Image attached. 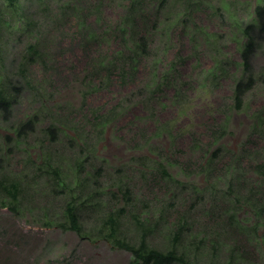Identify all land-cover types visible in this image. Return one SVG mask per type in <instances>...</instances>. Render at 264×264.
Listing matches in <instances>:
<instances>
[{
	"label": "rangeland",
	"instance_id": "374dc122",
	"mask_svg": "<svg viewBox=\"0 0 264 264\" xmlns=\"http://www.w3.org/2000/svg\"><path fill=\"white\" fill-rule=\"evenodd\" d=\"M258 4L0 0V91L15 100L8 119L0 113V183L18 189L15 201L0 189V264H128L131 253L101 237L109 215L131 244L145 233L151 248L175 244L197 264H264V220L247 203L251 194L264 205L254 172L264 162V45L241 110L232 102ZM132 7L151 58L122 84L93 65L122 50L117 31ZM153 74L170 81L151 96ZM29 119L34 131L18 135ZM68 203L81 234L61 227Z\"/></svg>",
	"mask_w": 264,
	"mask_h": 264
},
{
	"label": "trees",
	"instance_id": "16d2710c",
	"mask_svg": "<svg viewBox=\"0 0 264 264\" xmlns=\"http://www.w3.org/2000/svg\"><path fill=\"white\" fill-rule=\"evenodd\" d=\"M9 2L10 4H13L14 0H9ZM166 2L167 0H159L160 7L166 4ZM137 11L138 9L132 7L131 12L127 13L126 18H123V22H129L127 28L121 25L118 27L117 32H119L120 34L119 37L120 39L124 40V45L122 47V50H119L114 56H111L110 59H100L98 62L95 63V65H93L94 68L96 66L95 71L96 69L97 71L102 69L104 72H106L105 74L106 76L104 77L105 79H109L112 73H117L119 76V80L122 84H125L127 81L132 82L135 80V74L137 72L138 67L142 63V60L151 58L150 46H149L150 39L145 35L139 34L138 25H136V21L135 20L131 21L129 19L130 15ZM14 12L17 13L16 10H14ZM254 12H255V18L253 22L248 23L243 28L242 31L245 40L242 43V47L239 50L240 51L239 66L241 68V76L234 82L232 89L233 90L232 102H233V108L235 110H241L245 95L254 87L255 78L252 70L253 59L264 45V4L262 5L258 4ZM23 14L24 13L21 11V15ZM140 17L142 16L140 15ZM98 22H99V18L96 20V23ZM145 25L146 23L142 22V26ZM87 29L88 31L86 32V36L88 38V41L90 42V40L96 37L93 33L92 27H87ZM126 32L128 33V35H126ZM154 62L156 65V60H154ZM221 71H222L221 72L222 75H225L226 73L225 69ZM164 76L165 77L162 78L153 74L151 83L147 85V87L149 88V90L146 91L147 95L151 93L152 96L154 90L160 91L162 86H168L170 80L167 78V74H165ZM103 83H105V80H102L98 86H94V89L95 90L103 89L104 88ZM19 84L20 82L17 81V84H15V86H12V88L16 87V85ZM17 88L15 89L18 90ZM14 104H15V100L14 101L12 100V102L9 101L8 98L5 97L3 93L0 91V113L4 114L3 119L6 120L8 119V116H11L10 111ZM110 115L111 116L114 115V112L111 111L110 114H106V115L102 114V116L99 117V121L102 127H104L107 124V122L110 120L111 118ZM34 128H35V121L29 119L19 126V128L17 129V133L20 136H25L28 133L33 132ZM49 131L54 134L56 128L55 127L49 128ZM169 131L170 130L168 127V132ZM219 135H220L219 137H221L223 135V132L219 131ZM208 169H209V164L207 163L206 168L202 170V173H206ZM160 170L163 176L167 178L171 177V175L162 165H160ZM254 172L260 176L264 175V162L260 164L257 163ZM0 189L4 190L8 195H10L13 201L16 200V192L18 191V189L15 183L8 186H4L3 188L1 187V183H0ZM251 196H252L251 194L248 196L247 203H249L251 207L255 209L258 217L264 220L263 203L254 202ZM0 205L2 207H6V204L4 202L0 203ZM10 208L14 210L15 206L14 207L10 206ZM64 213L68 225H66V223L62 225L61 226L62 229L72 230L75 231L77 234H81V228L78 223V216L76 213L75 206L72 203H68ZM106 225H107V231L104 234H102L101 237H103L104 240L111 243L115 248L130 252L132 257L128 264H197L191 261L185 255V253L179 252L175 244H173L171 248H169L166 251L151 248L146 242L145 233L141 234L138 244H131L127 242L119 234L118 231L119 223H118V218L116 216L109 215L106 219ZM176 240H174V242ZM205 264H217V263L209 262Z\"/></svg>",
	"mask_w": 264,
	"mask_h": 264
}]
</instances>
